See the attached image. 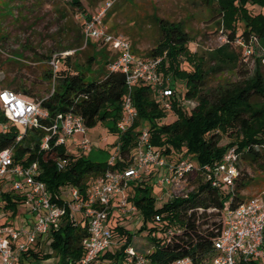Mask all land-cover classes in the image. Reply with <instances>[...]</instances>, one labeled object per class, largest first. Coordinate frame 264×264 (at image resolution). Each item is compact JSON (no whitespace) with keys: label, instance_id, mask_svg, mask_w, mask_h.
<instances>
[{"label":"trees","instance_id":"16d2710c","mask_svg":"<svg viewBox=\"0 0 264 264\" xmlns=\"http://www.w3.org/2000/svg\"><path fill=\"white\" fill-rule=\"evenodd\" d=\"M217 6V14L223 27L228 32L226 43L208 52L190 54L187 45L192 37L185 30L182 22H169L153 16L161 33L159 42L145 54H138L142 59L161 58L158 73L167 80L172 77L184 81V98L192 100L195 107L185 109L181 101L174 97L170 100L171 109L166 111L157 101L152 89L140 84L132 90L131 97L137 115L133 125L125 133H119L116 123L121 118V102L126 93L125 77L119 72H112L109 66L115 56L104 46L97 44L88 59L87 68L97 65L96 72L85 73L73 64L74 74L67 69H59L54 82L50 70H45L43 79L51 84L53 92L41 102L48 113V118L41 120L48 126L51 119L61 112L71 111L80 115L88 129L102 124L108 133L116 137L118 156L114 166L108 161L95 162L87 155L70 154L65 146L51 147L48 151L40 150V143L45 131L40 128L26 130L25 136L17 141L18 128L10 125L5 133H0V151L12 148L13 161L16 165L27 167L37 163L41 170L38 177L52 195H57L65 187H75L81 198H85L90 183L107 171L125 169L132 162L137 146L139 131L146 127L150 133V144L168 162H174V156L184 154L198 167L215 166L224 153L234 148L239 156L238 175L233 187L222 191L211 186L201 171L196 170L189 176L188 187H192L186 198L176 197L155 209V197L151 187L145 183L130 185L133 194L129 201L136 206L143 225L140 231H147V238L152 250L147 255L149 264H172L176 260L190 259V264H210L215 257L213 240L222 228V210L225 204L231 208L247 202L242 192L247 189L252 179L240 166L253 167L264 174V73L260 60L249 74L240 75L236 81L219 86L213 93H207L208 80L217 74L245 67L244 57H238L231 45L236 39L248 44L251 37L258 38L264 49V13L250 14V7L264 10V0H204ZM71 7L82 9L80 0H68ZM110 13H106V17ZM242 23L244 29L237 34L236 23ZM220 36L222 35L219 31ZM82 42V36H81ZM49 57H46L48 59ZM71 56L65 57L64 65H69ZM184 58L191 70L181 68ZM11 62V61H10ZM1 89L12 90L24 97L32 98L31 91L22 84L0 80ZM171 88V87H170ZM33 99V98H32ZM42 99V98H41ZM173 114L172 122H165ZM0 121L6 119L0 116ZM222 138H227L226 145H220ZM65 160L63 169L57 162ZM0 182V188H1ZM264 199V194L262 195ZM1 206L14 216L23 199L13 191L1 193ZM63 217L59 228L51 233V246L55 253L62 256L61 264H76L83 255L82 240L87 237L85 225L74 224ZM161 215L159 226L146 229V222ZM113 231L125 237V244L115 253L106 252L99 258L114 264L125 257L124 250L130 245L132 236L119 226L120 219L113 220ZM156 223V222H155ZM112 227V225H111ZM171 230L170 235L166 232ZM159 231L161 237L152 234ZM37 254H31V260H38ZM42 258H48L47 255ZM240 264H262L257 260H248Z\"/></svg>","mask_w":264,"mask_h":264},{"label":"built area","instance_id":"2783aa9c","mask_svg":"<svg viewBox=\"0 0 264 264\" xmlns=\"http://www.w3.org/2000/svg\"><path fill=\"white\" fill-rule=\"evenodd\" d=\"M110 5L106 3L92 15L82 14L81 36L84 48L93 41L107 47L115 56L109 70L125 77L126 93L121 102V118L116 123L117 131L125 133L133 125L137 115L131 97L134 87L140 84L149 86L166 111H170V100L175 94L165 84L167 80L164 81L158 73L161 58L142 59L136 56L126 37L115 34L106 27L104 17ZM236 41L247 48L253 39L251 37L248 44L239 38ZM247 53L250 51L247 50ZM72 54L73 51L56 53L48 58L47 66L52 82L60 69L61 60ZM52 92L53 89L49 95ZM44 98H27L12 90L0 88V116L6 119L5 122L0 121V133H5L10 125H14L19 131L16 138L19 141L25 136L26 130L40 128L45 131L39 147L42 151L61 145L67 147L69 152V147L74 144L77 153L86 155L90 152L91 142L87 138L89 129L80 115L66 111L57 113L48 126L40 123L48 118L47 111L41 106ZM189 104V100L181 101V106L185 109H192ZM75 136L79 139H75ZM118 155V146H115L110 153L109 166H114L120 160ZM65 164V160L58 161L57 167L63 169ZM238 164L239 156L234 148L228 149L215 166L198 167L184 154L178 155L174 162H168L151 146L150 133L144 127L139 131L131 164L119 171H107L94 179L83 199L75 187L52 195L38 179L41 170L37 163L27 167L16 165L13 161V149H4L0 151V182L7 183L15 194L22 197L29 224L27 228H23L16 227L13 221L2 222L5 211L1 206L2 202L0 203V264H31V254L41 253L43 244H51V233L59 228L67 212L72 223L83 224L87 229V237L81 243L83 255L76 264H103L99 258L108 251L112 242L111 218H126L138 212L136 206L129 201L127 190L130 185L145 183L144 178L153 175L154 171L163 175L161 178L154 176L157 187L165 192L170 191L171 197L186 198L192 191V187H188L189 176L199 170L212 187L228 192L238 175ZM165 195L167 196L166 193ZM64 196H68V199ZM77 215L80 216L79 220ZM161 219V215L154 217L156 223H160ZM171 232L168 230L166 235ZM212 244L215 257L210 264H240L248 260L264 264L262 196L254 197L236 208L225 204L221 232ZM149 253L139 255L128 247L124 251L125 261L127 264H149ZM172 264H190V259L176 260Z\"/></svg>","mask_w":264,"mask_h":264},{"label":"rangeland","instance_id":"374dc122","mask_svg":"<svg viewBox=\"0 0 264 264\" xmlns=\"http://www.w3.org/2000/svg\"><path fill=\"white\" fill-rule=\"evenodd\" d=\"M82 9L71 7L68 0H0V80L12 81L22 84L27 90L31 91L33 99H41L48 96L52 90L51 84L43 79L45 70H49L46 57L56 53L73 51L69 65H64L61 60L60 69H67L74 74L73 64L77 65L85 73L88 71L96 72L97 65L87 68L88 59L95 51L93 46L97 42H89L84 48L81 42L82 14L92 15L110 3L107 12L110 13L105 19L106 27L113 33L126 37L133 45L134 51L140 55L151 50L159 42L161 33L153 16L169 21L182 22L185 30L192 37L187 45L190 54L212 51L226 43L225 35L228 32L224 29L221 19L217 14V6L214 3H207L204 0H80ZM250 14L255 16L264 13V10L257 7H250ZM106 12V13H107ZM237 34L244 29L243 24L236 23ZM221 31L222 36H220ZM253 41L249 47L244 48L238 41L231 45L238 57L244 55L243 65L236 69L223 71L208 80L207 93H213L219 86L237 80L240 75L249 74L254 69L257 59L262 64L264 73V49L257 37H252ZM107 51L109 49L105 47ZM247 50L250 53H247ZM11 61V62H10ZM181 68L191 70V67L184 58L181 59ZM248 67V68H247ZM250 72H249V71ZM160 77L163 78L160 74ZM174 91L178 101L184 98V81L170 77L166 83ZM0 86H4L1 84ZM190 108L195 104L189 100ZM175 116L169 114L165 122H172ZM79 139V137H74ZM87 138L91 142V150L86 153L92 161L105 162L110 158V153L115 149L116 137L108 133L102 124L88 130ZM227 138H222L220 145H226ZM71 154V150L69 151ZM73 154V153H72ZM81 153L78 152L77 155ZM177 155L172 159L175 161ZM240 166L245 169L248 176L252 179L250 185L242 192L246 200L264 194V174L256 171L253 167L245 165L242 161ZM162 174V173H161ZM158 174H156L157 176ZM163 175H158L162 177ZM156 177L149 175L145 177V184L151 187V193L157 199L155 209L161 207L166 202L173 200L170 191L165 192L155 185ZM147 180V181H146ZM65 191H70V187H65ZM1 193L11 192L9 185L1 183ZM131 197L133 192L127 190ZM167 194V196L165 195ZM68 199V196H64ZM1 203V200H0ZM5 216L2 222H12L16 227L27 228L29 224L28 215L23 205H18L14 216L10 211L4 209ZM77 219L80 216L77 215ZM119 226L125 228L133 234L131 247L137 254L146 255L152 250V244L147 238V231H140L143 221L139 212L126 218H119ZM113 218L110 220L112 225V242L108 253H115L125 244V237L119 236L113 231L115 226ZM82 225V224H81ZM114 225V226H113ZM159 226L153 220L146 222V229ZM161 237L159 231L152 234ZM52 241V239H50ZM127 247V248H128ZM126 248V249H127ZM125 251V250H124ZM38 260H31V264H61L62 256L55 253L51 244H43L41 253L37 254ZM47 255L48 258H42ZM103 264H111L104 259ZM262 263V262H259ZM114 264H127L125 257L115 261Z\"/></svg>","mask_w":264,"mask_h":264},{"label":"crops","instance_id":"0c3cea01","mask_svg":"<svg viewBox=\"0 0 264 264\" xmlns=\"http://www.w3.org/2000/svg\"><path fill=\"white\" fill-rule=\"evenodd\" d=\"M131 43V42H130ZM132 44V43H131ZM132 47H133V45H132ZM69 149L71 150V152L72 153H74V154H77V148L75 147V145L74 144H72L70 147H69ZM156 175V172H154L153 171V175H151V177H154ZM115 218H113V220H114Z\"/></svg>","mask_w":264,"mask_h":264}]
</instances>
